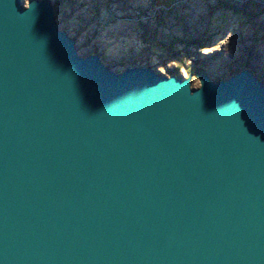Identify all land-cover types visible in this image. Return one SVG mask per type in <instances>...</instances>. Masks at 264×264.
<instances>
[{"label":"water","instance_id":"95a60500","mask_svg":"<svg viewBox=\"0 0 264 264\" xmlns=\"http://www.w3.org/2000/svg\"><path fill=\"white\" fill-rule=\"evenodd\" d=\"M52 0H0V264H264V81L117 70Z\"/></svg>","mask_w":264,"mask_h":264},{"label":"rangeland","instance_id":"374dc122","mask_svg":"<svg viewBox=\"0 0 264 264\" xmlns=\"http://www.w3.org/2000/svg\"><path fill=\"white\" fill-rule=\"evenodd\" d=\"M29 0H23L27 5ZM56 21L84 56L99 49L117 70L198 69L213 80L251 68L264 81V0H52Z\"/></svg>","mask_w":264,"mask_h":264}]
</instances>
